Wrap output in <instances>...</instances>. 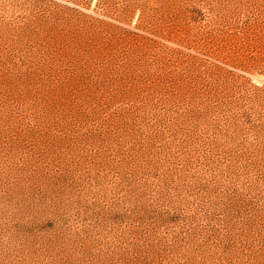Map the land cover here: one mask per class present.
Returning <instances> with one entry per match:
<instances>
[{
    "label": "rangeland",
    "instance_id": "rangeland-1",
    "mask_svg": "<svg viewBox=\"0 0 264 264\" xmlns=\"http://www.w3.org/2000/svg\"><path fill=\"white\" fill-rule=\"evenodd\" d=\"M0 264H264V0H0Z\"/></svg>",
    "mask_w": 264,
    "mask_h": 264
}]
</instances>
